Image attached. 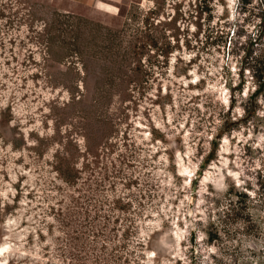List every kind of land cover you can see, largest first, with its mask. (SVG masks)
<instances>
[{
    "label": "rangeland",
    "instance_id": "374dc122",
    "mask_svg": "<svg viewBox=\"0 0 264 264\" xmlns=\"http://www.w3.org/2000/svg\"><path fill=\"white\" fill-rule=\"evenodd\" d=\"M234 8L226 0H0V262L142 264L138 253L161 234L149 211L163 208L171 189L145 171H157L160 153L144 146L140 117L155 123L159 98L192 90L180 82L196 65L201 75L207 58L232 62L244 115L204 164L232 167L237 132L264 137V0ZM251 144L241 157L249 165L261 151ZM58 156L73 163L61 171ZM256 179L264 192V172ZM204 185L221 186L211 166ZM239 200L255 226L237 229L240 264H264V196Z\"/></svg>",
    "mask_w": 264,
    "mask_h": 264
},
{
    "label": "clouds",
    "instance_id": "9594fccd",
    "mask_svg": "<svg viewBox=\"0 0 264 264\" xmlns=\"http://www.w3.org/2000/svg\"><path fill=\"white\" fill-rule=\"evenodd\" d=\"M238 3L239 0H226L227 7L233 13L234 5ZM216 7L218 16L222 9L218 5ZM207 59L210 62L204 65L201 75L197 76L200 66L196 65L191 69L193 79L180 82L193 85L192 90L179 88L170 102L166 100L167 95L159 98L160 104L164 105V112L161 114L160 106L152 110L155 123L151 119L140 117L145 129L141 133L146 141L144 146L149 148L152 155H156L157 149L160 153L152 161L157 171L152 172L151 168L145 171L151 172L157 179H162L164 187L171 189L165 206L149 211V215L153 211L158 214L152 227L161 231V234L147 250L138 253L147 257L142 264H177V261L181 264H240L239 245L243 241L237 229L241 232L255 231V226L245 220V205L240 203L239 193H247L248 198L253 201L264 196L256 179L257 170L264 172V164L260 163L264 161V137L250 134L245 136L237 132L235 139L241 146L233 145L236 159L232 162V167L223 159L215 165L204 164L205 158L213 152V141L219 144L222 140L227 145L229 139H233L229 126L244 115L238 103L241 96L232 91L240 82L233 74L232 62L228 61L222 68L223 61L214 57ZM200 81L205 83L200 84ZM198 84L199 88H196ZM230 95L237 102L235 106L229 101ZM195 97L199 99H194ZM260 115L264 116V112ZM226 134L227 139L224 138ZM249 139L252 141L250 147L261 150L259 157L253 159L251 165L247 158L241 160L244 155L243 145ZM258 139L260 143L256 142ZM223 151L226 152L227 149ZM72 163L70 158L58 156L56 167L64 171L65 166ZM241 164L244 166L241 167ZM209 166L221 181L219 189L212 187L210 191L207 185L201 186ZM184 168L191 173L190 178L183 171ZM198 172L200 175H197ZM246 172L252 178L250 191L245 187L249 180ZM190 180L197 181L195 188ZM146 182L151 183V177L146 178ZM7 190L12 192L10 187ZM171 201H177V204L173 206ZM154 203L158 205L160 201ZM4 250L7 251V246ZM0 264H7V259Z\"/></svg>",
    "mask_w": 264,
    "mask_h": 264
}]
</instances>
